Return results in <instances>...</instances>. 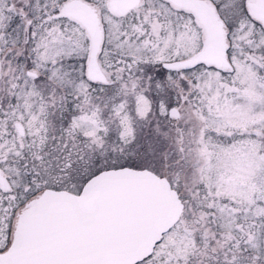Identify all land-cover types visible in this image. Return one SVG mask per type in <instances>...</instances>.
<instances>
[{
    "label": "flooded vegetation",
    "instance_id": "1",
    "mask_svg": "<svg viewBox=\"0 0 264 264\" xmlns=\"http://www.w3.org/2000/svg\"><path fill=\"white\" fill-rule=\"evenodd\" d=\"M69 1L63 2L57 17L77 24L85 33V79L76 88L74 98L69 99V93L64 90L63 103L53 105L56 108L64 107L60 114L63 117L61 131L59 135L53 133L40 138L47 140L49 137H57L59 140H52L51 144L46 141L41 152H25L23 159L32 156L42 162L46 158L40 165L36 162L34 166L33 163L28 165L24 173L28 180L32 178L34 181L33 174L40 171L58 173L60 170L55 167L60 169L62 166L61 169H64V165L71 171L85 167L90 173H99L102 170L100 166L91 171L90 164H95L97 160L100 162L101 157L109 156V153L116 149V142H120V126H135L133 114L143 115V120L138 119L136 122L142 121L144 128H150L149 133L151 128L156 127L157 131L163 132L164 137L156 139L154 132L151 135L148 133L150 136L142 140L134 134L127 143L131 144L137 137L140 147L136 148V151L133 148L126 149L134 157L186 156L189 147L195 150L196 143L192 134L193 126L190 127V113L204 96L198 82L201 83L199 80L204 77L213 79L208 77L206 69L215 68L221 75L231 76L235 73L233 62L243 58L258 68L253 72V79L264 85V0H115L113 4L111 0H80L95 13L102 30L103 41L97 62L105 79L98 80H93L88 75L91 40L85 27L67 14L64 5ZM209 42L212 45L209 58L193 63V59H196ZM82 49L83 46L80 50ZM222 54L226 62L230 63L226 67L209 63L220 61ZM258 88L260 91V86ZM229 89L230 92L221 88L217 93L216 86L215 95L217 93L222 97L226 96L228 103L231 100H244L245 105L251 104L248 100L252 98L250 87L244 88L246 91L241 89L243 97L238 95L237 98L232 92H237L239 88ZM258 95L255 100L260 99L261 102V95ZM211 99L208 98L211 102L207 104L211 116L209 122L207 121L208 125L219 119V110L223 107L217 95ZM219 103L220 108H217ZM49 107L51 108V104ZM116 109L121 110L120 114L125 112L127 123L124 119L121 123L122 119L117 117ZM173 109L177 111L178 117L171 115ZM185 110H188V114ZM57 115L59 112H55V116ZM185 116L187 118H184ZM97 124L101 125V128H97ZM244 124L255 126V119L247 118ZM110 125L112 131L108 128ZM112 125H115V128ZM167 126L173 128L175 135L179 134L178 141L173 140L174 144L172 139L164 135ZM86 127H92V130L87 131ZM213 127L207 144L211 158L224 156L226 151H223V146L237 143L234 138L218 136L219 130L215 131ZM249 128L243 127L240 130L241 136L247 140L240 144L249 148L246 157H259L262 154L261 139L264 136L260 137V129ZM102 140L106 142L105 146H101ZM61 142L63 154L58 156L55 153L58 152ZM72 158L78 160L74 162ZM75 164L78 169H74ZM136 168L149 167L142 165ZM20 170V167H17L11 171L0 162V264H23L25 255H21L24 259L16 255L11 256L10 251L22 217L40 192L53 188L80 193L86 183L77 182V188L71 189L47 186L21 202L20 185L14 183L15 176L21 174ZM155 172L169 180L183 203V210L178 221L163 234L154 251L135 264H182L179 256L167 246V236L177 228L185 231L190 229L185 220L189 219L186 217L189 208L195 221L190 231L194 233L199 229L200 233L196 232L195 235L199 247L194 248L188 264H264V252L261 251V236L258 231L261 224L259 218L253 215V207L248 210L252 216H245L246 206L243 199L228 196L226 192L220 195L221 190L211 188L206 182L203 188L199 186L197 191L192 189L195 202L202 208L203 214H208L212 222L206 230H201L203 218L193 210V204L189 205L190 197L188 199L181 187L169 179L167 172ZM30 187L27 186L26 190H31ZM200 190L202 199L197 197ZM207 193L213 196L210 200ZM201 233L206 234L205 245H202Z\"/></svg>",
    "mask_w": 264,
    "mask_h": 264
},
{
    "label": "rangeland",
    "instance_id": "2",
    "mask_svg": "<svg viewBox=\"0 0 264 264\" xmlns=\"http://www.w3.org/2000/svg\"><path fill=\"white\" fill-rule=\"evenodd\" d=\"M63 2L65 0H0V162L11 171L20 167L21 174L15 176L14 183L20 185L21 202L52 184L49 177L43 176L45 173L42 171L33 174L34 181L32 178L28 180L24 174L28 165L30 163H33L32 166L36 163L40 165L44 163V160L40 162L41 159L32 156L23 159L25 152L28 154L33 151L41 152L44 150L43 143L47 141L51 144L52 140L56 142L59 140L57 137L54 139L49 137L47 140L40 138L55 132V135H58L57 131L60 132L56 120L61 117L60 114L64 107L56 108L53 105L63 103L64 90L69 93V99L74 98L76 88L85 79L86 36L77 24L57 17ZM81 46H83L82 50H80ZM233 64L235 67L233 75L223 76L217 69L208 68L206 71L209 76H207L213 79L204 77L199 80L201 83L198 82L204 96L197 103L195 110L189 112V118L192 120L190 127L193 126L192 134L196 142L195 150L189 147L187 155L181 158L134 157L128 150L133 148L136 151V148L140 147L138 139L136 140L137 137L133 142L131 141V144L127 143L134 134L142 140L147 139L154 132H156V139L164 137L163 132L157 131L156 127L151 128L149 133L150 128L147 126L144 128L142 121L136 122L138 119L143 120L141 117L143 115L133 114V125L135 126L133 128L130 125L120 126V142H116V149H113L109 156L102 155L100 162L97 160L95 164L91 163L90 169L91 171L93 168L96 170L98 165L100 170L119 166L136 168L146 165L156 169L160 174L167 172L169 179L181 187L188 199L190 197L191 200L189 199L188 203L193 204L192 207L197 212L196 214L200 215L201 219L203 218L201 230H206L208 224L212 225V222L208 214L205 212L203 214L202 208L195 202L192 189L197 191L199 186L203 188L207 182L211 188L221 190L220 195L227 193L228 196L234 198L240 197L245 202V216H252L248 210L253 207V215L259 218L261 226L258 231L261 236V251L264 252V138L261 139L262 154L259 157H246L249 148L240 144L247 141L240 134L243 127L260 129V137L264 136V85L253 79V72L258 68L249 60L239 58ZM29 70L37 72L38 77L29 76L27 74ZM225 80L226 82H223ZM236 87L239 90L232 92L236 98L238 95L243 97L242 91H246L244 88L250 87L252 98L248 100L251 104L245 105L244 100H231L228 103L226 96L222 97L221 94H217L221 88L230 92L229 88ZM215 90L223 107L219 110L220 120L208 125V119L211 117L207 106L211 101H208V98L213 99L216 96ZM258 94L261 95V102L260 99L255 100ZM217 108H220V103ZM116 111L117 117L122 119L121 123L123 119L126 122L125 112L120 114L121 110L116 109ZM55 112H59V115L55 116ZM185 112L188 114V110ZM247 118L255 119V126L244 124ZM15 121H20L24 125L26 132L24 136L18 133ZM112 126L115 128V125ZM212 126L216 129L215 131L219 130L218 133L216 132L218 136L234 138L237 142L236 145L234 142L223 146V151H226L224 156L211 158L209 155L210 149L207 144L210 132L213 130ZM97 128H101V125L97 124ZM108 128L113 130L111 125ZM165 129V137L172 139L173 144L174 141H178L179 134L175 135L172 127L167 126ZM86 130L91 131L92 127H86ZM62 143L57 150L61 149ZM105 145L106 142L102 140L101 146ZM85 173H90V171ZM40 181L44 182L40 183ZM29 185L32 187H30L31 190H26ZM74 187L77 188V185ZM197 194H199L197 197L202 199V190ZM207 194L210 200L213 196ZM186 217L189 218L185 219L186 224L192 229L191 226L195 221L190 208ZM190 229L185 231L177 228L167 236V246L179 256L182 264H188L194 248L199 247L195 235L196 232L200 233L198 232L200 230L191 233ZM201 236L203 237L202 245H205L207 243L206 234L201 233Z\"/></svg>",
    "mask_w": 264,
    "mask_h": 264
},
{
    "label": "water",
    "instance_id": "3",
    "mask_svg": "<svg viewBox=\"0 0 264 264\" xmlns=\"http://www.w3.org/2000/svg\"><path fill=\"white\" fill-rule=\"evenodd\" d=\"M64 8L90 37L89 77L105 79L97 62L103 41L97 16L80 0H70ZM211 47L207 43L193 63L207 60ZM209 63L230 64L223 54L220 61ZM27 74L38 77L33 70ZM171 115L178 117L175 109ZM15 126L25 135L20 121ZM30 204L10 251L11 256L25 255L23 264H135L154 251L183 210L166 177L130 166L102 170L80 193L45 189Z\"/></svg>",
    "mask_w": 264,
    "mask_h": 264
},
{
    "label": "trees",
    "instance_id": "4",
    "mask_svg": "<svg viewBox=\"0 0 264 264\" xmlns=\"http://www.w3.org/2000/svg\"><path fill=\"white\" fill-rule=\"evenodd\" d=\"M63 117H58V119L56 120V122H58V127H59V131H61V125L60 123L62 122ZM60 122V123H59ZM56 133V132H55ZM54 133V134H55ZM60 132L57 131V134L59 135ZM62 149L58 150V152L55 153V155H60L63 154L62 153ZM46 158H44L45 160ZM73 160H75L74 162H76L78 159L76 158H72ZM60 160H64V158H60ZM72 160V161H73ZM62 167V166H61ZM60 169L55 167L56 169L60 170L59 173H45L43 176H47L50 178V180L52 181L51 185H54L58 188H67V189H71L74 187V185H76L77 182H85L87 181L91 176H93L95 173H85L87 172L86 169L87 168H83V169H79L77 170V172H73L71 171V169L69 170V168L66 167V165H64L63 167H65L64 169ZM115 167V166H113ZM150 168V167H149ZM74 169H78V165L75 164L74 165ZM152 169V168H150ZM65 170V171H63ZM153 171H157L156 169H152ZM41 179V178H40ZM44 182V181H42ZM51 185H47V186H51Z\"/></svg>",
    "mask_w": 264,
    "mask_h": 264
}]
</instances>
